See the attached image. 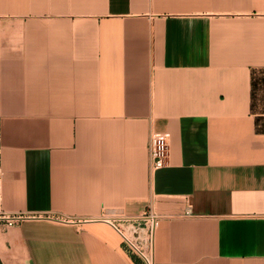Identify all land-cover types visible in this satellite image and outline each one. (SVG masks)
Wrapping results in <instances>:
<instances>
[{
    "label": "crops",
    "instance_id": "obj_1",
    "mask_svg": "<svg viewBox=\"0 0 264 264\" xmlns=\"http://www.w3.org/2000/svg\"><path fill=\"white\" fill-rule=\"evenodd\" d=\"M0 174V264H264V0H0Z\"/></svg>",
    "mask_w": 264,
    "mask_h": 264
},
{
    "label": "built area",
    "instance_id": "obj_2",
    "mask_svg": "<svg viewBox=\"0 0 264 264\" xmlns=\"http://www.w3.org/2000/svg\"><path fill=\"white\" fill-rule=\"evenodd\" d=\"M150 167L152 171L162 169L166 165L169 154V136L155 133L149 140ZM0 174V183H1ZM2 194L0 191V222L13 226L26 218L24 215H10L1 208ZM159 215L152 210L145 211L139 217L117 216L107 220L117 231L127 252L141 259L143 264H153V246L156 230L159 226ZM79 222H82L81 220Z\"/></svg>",
    "mask_w": 264,
    "mask_h": 264
}]
</instances>
